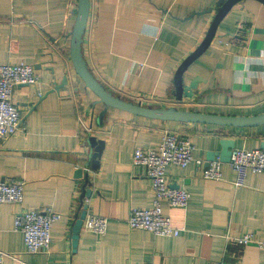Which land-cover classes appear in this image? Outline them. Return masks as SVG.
I'll return each mask as SVG.
<instances>
[{"label": "crops", "instance_id": "crops-1", "mask_svg": "<svg viewBox=\"0 0 264 264\" xmlns=\"http://www.w3.org/2000/svg\"><path fill=\"white\" fill-rule=\"evenodd\" d=\"M216 2L91 0L82 48L90 71L114 95L143 105L232 116L264 113V4L258 0L241 1L228 12L210 47L184 73V84L201 79L194 95L175 97L176 70L203 41L215 15L193 13ZM78 3L0 0V65L26 62L40 75L36 85L15 88L22 125L0 138V177L25 187L23 203L0 205L5 264H264V172L248 173L237 186L229 162H223L221 179L204 178L195 161L167 166L170 185L190 192L186 206L162 201L181 229L178 236L129 226L131 209L154 202L147 168L134 162L136 149L157 150L167 131H178L190 137L194 157L207 160L208 151L221 149L223 137L235 140L234 150L262 148L264 124L163 121L113 107L100 122L105 105L76 73L70 55ZM92 137L103 142L97 169L89 164ZM79 168L81 178L75 176ZM85 204L87 217H106L108 228L99 234L83 224L74 250L73 226ZM45 208L62 217L52 225L49 252L29 253L15 217ZM246 233L254 241L240 245Z\"/></svg>", "mask_w": 264, "mask_h": 264}, {"label": "built area", "instance_id": "built-area-1", "mask_svg": "<svg viewBox=\"0 0 264 264\" xmlns=\"http://www.w3.org/2000/svg\"><path fill=\"white\" fill-rule=\"evenodd\" d=\"M264 52V51H263ZM40 75L32 64L26 62L0 65V138L14 135L21 127V111L13 100V93L19 85H36ZM194 145L187 135L178 131H167L157 150L134 151V162L143 164L152 180L154 202L150 207H134L130 211L128 224L132 228L144 229L157 236H178L181 229L176 227L171 217L165 214L162 201L171 206H186L190 192L184 188H173L166 174L169 164L186 167L192 161L197 164L201 175L207 179H221L223 161L219 158L209 161L195 158ZM236 172L234 183L245 184L248 173L264 172V148L236 149L229 162ZM24 182H8L0 177V205L3 203H23L25 198ZM62 217L50 208L28 209L15 217V228L23 233L26 249L29 253H47L51 245V229L54 222ZM85 228L104 234L108 228V219L103 216L89 215L84 221ZM254 241L252 233H246L238 239L240 245ZM259 245L264 250V239ZM7 253L0 250V264H5ZM155 264V263H149ZM218 264H223L218 263Z\"/></svg>", "mask_w": 264, "mask_h": 264}, {"label": "water", "instance_id": "water-1", "mask_svg": "<svg viewBox=\"0 0 264 264\" xmlns=\"http://www.w3.org/2000/svg\"><path fill=\"white\" fill-rule=\"evenodd\" d=\"M244 0H217L214 7H210L204 11H195L194 15H201L205 13L215 11L213 21L199 46L190 53L179 65L174 76L175 84V97L177 100H182L184 97H192L194 95L193 90L196 89L198 83L201 81L200 77H196L190 84H184V73L188 70L190 65L195 62L201 55H203L213 42L219 24L228 14V12L239 2ZM264 4V0H258ZM91 0H79L76 8V21L71 32L70 41V55L74 65L76 73L82 78L86 86L91 89L97 96L98 102H102L105 105L103 114L100 116L103 118L105 112L109 107L122 109L129 111L136 115H141L149 118L160 119L163 121H178L186 123H209L221 126H234V127H253L264 124V113L253 116H232V115H218L211 113H203L194 110H182L176 107H155L143 105L141 103H135L128 101L120 96L114 95L108 91L90 71L87 62L83 56V37L88 25L90 15ZM67 77L64 78L63 83H67ZM63 85V84H62ZM61 86L55 87L54 90H59ZM34 104L32 103V106ZM221 145L220 150L208 151L207 162L216 159L218 157L223 162H230L232 152L235 148V140L230 137H223L219 141ZM90 160L89 164L93 169L99 167V158L103 148V142L96 140L95 137L90 138ZM264 148V142L262 143ZM84 169L79 168L75 172L76 177H83ZM87 177V175H85ZM178 187V185H175ZM85 195L90 197L91 189L87 188ZM88 214V205H84V208L80 216L76 219L73 226V248H77L79 234Z\"/></svg>", "mask_w": 264, "mask_h": 264}]
</instances>
